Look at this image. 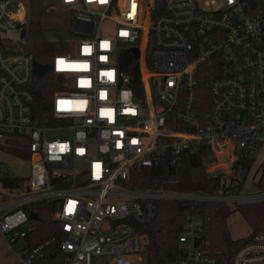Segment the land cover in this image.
Instances as JSON below:
<instances>
[{"label": "built area", "instance_id": "1", "mask_svg": "<svg viewBox=\"0 0 264 264\" xmlns=\"http://www.w3.org/2000/svg\"><path fill=\"white\" fill-rule=\"evenodd\" d=\"M221 1L166 0L165 13L155 18L156 0H59L75 13L81 39L77 54L53 58L61 88L54 94L52 115L40 121L32 110L26 3L0 0V143L26 138L30 150L26 181L14 189L0 185V236L9 247L29 231L20 229L30 226L24 207L53 201L67 264H147V238L137 227L153 219L158 201L264 200V194L184 195L127 186L134 172L165 156L175 163L201 146L211 150L221 172L246 159L259 178L264 0ZM106 23L112 30L104 31ZM125 48L139 50L143 97L136 96L120 68ZM219 59L207 108L198 102L199 71ZM58 133L63 137H55ZM81 163L85 166L79 169ZM11 175L0 168V180ZM179 243L186 255L177 264L221 262L208 248L198 213L186 215ZM34 253L21 250V263L31 264ZM229 264H264V232L238 248Z\"/></svg>", "mask_w": 264, "mask_h": 264}, {"label": "trees", "instance_id": "2", "mask_svg": "<svg viewBox=\"0 0 264 264\" xmlns=\"http://www.w3.org/2000/svg\"><path fill=\"white\" fill-rule=\"evenodd\" d=\"M165 1L156 0L155 18L165 13ZM58 5L64 7L60 2ZM68 11L71 12V20L75 22V13ZM25 37L26 50L30 52L34 63L30 87L34 95L32 110L35 117L44 121L52 115L53 97L61 88L52 71L53 58L60 52H70L71 48L66 42L57 43L48 39L39 20H28ZM151 50L152 43L147 50L148 60ZM120 68L129 75V86L136 96L143 97L139 60L132 49L122 50ZM220 69V59L217 63L206 62L200 68L198 102L207 108L210 103V82ZM0 147L19 158L30 157L26 138L8 139L5 144L0 143ZM211 153L208 147L201 146L193 152H186L175 163L169 156L162 157L154 166L134 172L127 186L141 190L162 189L167 193L184 195L239 196L252 169V162L239 159L230 174L221 171L210 173L207 166L212 162ZM260 170L256 189L259 194H264V162ZM26 179L11 175L1 181L5 187L14 189L20 187ZM225 203L216 200L158 201L153 219L137 227L147 238L144 250L147 264H177L184 259L186 252L179 243V236L184 232L185 218L189 213H198L202 217L204 237L210 244L208 248L221 258L220 264H229L238 248L256 233L264 232V200L259 202L257 210L252 214L243 212L252 230L241 239L231 236L227 220L233 211ZM57 208L58 204L53 201L33 202L24 207L30 217V228L24 238L22 251L27 250L29 254L36 251L31 264H67L66 255L61 249L64 234L59 223L53 219Z\"/></svg>", "mask_w": 264, "mask_h": 264}, {"label": "rangeland", "instance_id": "3", "mask_svg": "<svg viewBox=\"0 0 264 264\" xmlns=\"http://www.w3.org/2000/svg\"><path fill=\"white\" fill-rule=\"evenodd\" d=\"M58 2L59 0H25L28 20H39L44 26L48 39L57 43L66 42L69 44L71 51L77 54L78 43L81 37L75 32V22L71 20V12L58 5ZM218 4L221 5L222 1L218 0ZM103 28L104 31L112 30V25L110 23H106L104 24ZM61 136L63 137L62 134L58 133L55 137ZM0 165L2 170L7 169L14 175L25 177L30 174V163L28 159L19 158L14 154L9 153L4 147H0ZM84 166L85 164L81 163L79 165V169H82ZM222 169L224 170V167ZM254 169H251L248 179L239 197H253L259 194L256 189V181L259 178L256 176L258 174L254 173L256 172ZM219 170L221 171V168L219 169V167L216 164H213V162L207 166V171L210 173ZM230 171L232 172V170H225L222 172L228 174L231 173ZM253 175L255 177H253ZM1 184L2 182L0 180V185ZM260 201L261 200H248L238 203L225 201L227 203H225L227 207L233 211L227 220V227L232 238L241 239L247 237L251 233V226L245 219L243 212L252 214L257 210ZM29 228L30 226L28 224L20 227V229L24 231H28ZM16 232L17 231L14 233ZM10 237L11 234L7 235L6 238L9 239ZM24 246V239H19L12 245V247H9L6 240L0 236V263L23 264L20 261L19 254Z\"/></svg>", "mask_w": 264, "mask_h": 264}, {"label": "water", "instance_id": "4", "mask_svg": "<svg viewBox=\"0 0 264 264\" xmlns=\"http://www.w3.org/2000/svg\"><path fill=\"white\" fill-rule=\"evenodd\" d=\"M132 51H133L135 57H136V58H139V50H138L137 48H133ZM57 81L60 83V82L62 81V78H61V77H58V78H57ZM0 168H1V167H0Z\"/></svg>", "mask_w": 264, "mask_h": 264}, {"label": "snow or ice", "instance_id": "5", "mask_svg": "<svg viewBox=\"0 0 264 264\" xmlns=\"http://www.w3.org/2000/svg\"><path fill=\"white\" fill-rule=\"evenodd\" d=\"M100 2H101V3H105V2H106V0H100ZM58 63H59V64H64V61H63V60H61V61H59ZM109 75H110V74H109Z\"/></svg>", "mask_w": 264, "mask_h": 264}]
</instances>
